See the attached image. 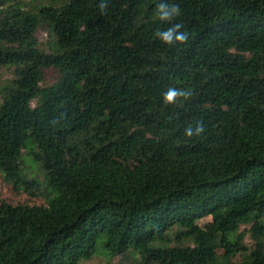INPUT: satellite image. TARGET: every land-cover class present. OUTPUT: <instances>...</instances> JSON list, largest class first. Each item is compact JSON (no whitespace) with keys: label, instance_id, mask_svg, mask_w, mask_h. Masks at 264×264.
I'll return each mask as SVG.
<instances>
[{"label":"trees","instance_id":"1","mask_svg":"<svg viewBox=\"0 0 264 264\" xmlns=\"http://www.w3.org/2000/svg\"><path fill=\"white\" fill-rule=\"evenodd\" d=\"M0 69V264H264V0H0Z\"/></svg>","mask_w":264,"mask_h":264},{"label":"rangeland","instance_id":"2","mask_svg":"<svg viewBox=\"0 0 264 264\" xmlns=\"http://www.w3.org/2000/svg\"><path fill=\"white\" fill-rule=\"evenodd\" d=\"M38 39L42 48L47 47V42L49 40V35L45 31H40L38 33ZM12 78V71L6 69H0V89L7 82V80ZM60 78L59 72L56 69H45L44 70V81L43 85L51 86L56 83ZM34 148L31 146L26 151H24L23 156V172L28 178H36L39 181H44V172L34 160ZM2 200L17 204L19 202H31L40 203L41 199H31L25 193L19 194L15 192L13 185L6 179V177L0 173V202ZM198 225L204 230H210L213 227V220L211 217L203 219L198 222ZM250 226H243L241 231L249 230ZM244 243L251 246L255 244V241L251 238V234H247ZM223 253L222 251H219ZM240 257L235 258L231 264H239ZM83 264H132L129 260H122L120 257L114 259L107 258L105 256L96 257ZM156 264V263H153Z\"/></svg>","mask_w":264,"mask_h":264},{"label":"clouds","instance_id":"3","mask_svg":"<svg viewBox=\"0 0 264 264\" xmlns=\"http://www.w3.org/2000/svg\"><path fill=\"white\" fill-rule=\"evenodd\" d=\"M102 7H106V5H102ZM157 12L159 19L162 21H170L174 16H178L180 14V8L178 5H168L165 3H160L157 6ZM183 25L177 23L164 31L157 32V36L166 44H173V43H185L188 40V33L186 31H181ZM190 93L176 89V88H169L167 92L164 94V101L166 103H173L175 102L178 96H185L187 97ZM203 126H198L196 128V133L202 132ZM186 134L191 136L193 135L192 129H186Z\"/></svg>","mask_w":264,"mask_h":264}]
</instances>
